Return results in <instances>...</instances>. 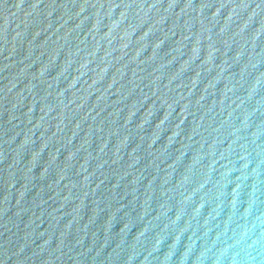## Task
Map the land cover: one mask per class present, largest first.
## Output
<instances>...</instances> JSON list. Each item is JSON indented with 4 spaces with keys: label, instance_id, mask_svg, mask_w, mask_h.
I'll list each match as a JSON object with an SVG mask.
<instances>
[{
    "label": "water",
    "instance_id": "95a60500",
    "mask_svg": "<svg viewBox=\"0 0 264 264\" xmlns=\"http://www.w3.org/2000/svg\"><path fill=\"white\" fill-rule=\"evenodd\" d=\"M0 264H264V0H0Z\"/></svg>",
    "mask_w": 264,
    "mask_h": 264
}]
</instances>
